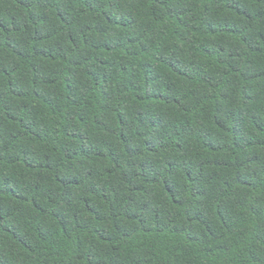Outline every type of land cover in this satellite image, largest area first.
<instances>
[{
  "label": "trees",
  "instance_id": "1",
  "mask_svg": "<svg viewBox=\"0 0 264 264\" xmlns=\"http://www.w3.org/2000/svg\"><path fill=\"white\" fill-rule=\"evenodd\" d=\"M0 264H264V0H0Z\"/></svg>",
  "mask_w": 264,
  "mask_h": 264
}]
</instances>
